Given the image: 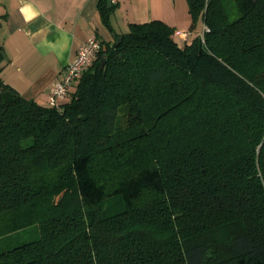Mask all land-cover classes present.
I'll return each mask as SVG.
<instances>
[{
    "label": "trees",
    "instance_id": "1",
    "mask_svg": "<svg viewBox=\"0 0 264 264\" xmlns=\"http://www.w3.org/2000/svg\"><path fill=\"white\" fill-rule=\"evenodd\" d=\"M234 2L100 39L57 106L0 77V236L39 232L0 264H264V0Z\"/></svg>",
    "mask_w": 264,
    "mask_h": 264
},
{
    "label": "crops",
    "instance_id": "2",
    "mask_svg": "<svg viewBox=\"0 0 264 264\" xmlns=\"http://www.w3.org/2000/svg\"><path fill=\"white\" fill-rule=\"evenodd\" d=\"M116 1L109 30L100 19L98 0H0L2 80L23 96L48 105L49 88L80 44L93 35L111 41L130 23L152 19L163 20L174 31H190L186 38L176 37L180 43L198 34L197 25L190 28L187 0Z\"/></svg>",
    "mask_w": 264,
    "mask_h": 264
},
{
    "label": "built area",
    "instance_id": "3",
    "mask_svg": "<svg viewBox=\"0 0 264 264\" xmlns=\"http://www.w3.org/2000/svg\"><path fill=\"white\" fill-rule=\"evenodd\" d=\"M110 2L116 3L117 1L110 0ZM205 30L206 27L203 25V32L199 34L201 37H203ZM189 33L190 31H174V35L177 38H186ZM100 48L101 41L97 35L89 37L80 44L73 60L64 67L61 77L49 88L48 105L57 106L65 98L72 83L77 80L82 72L92 63Z\"/></svg>",
    "mask_w": 264,
    "mask_h": 264
},
{
    "label": "rangeland",
    "instance_id": "4",
    "mask_svg": "<svg viewBox=\"0 0 264 264\" xmlns=\"http://www.w3.org/2000/svg\"><path fill=\"white\" fill-rule=\"evenodd\" d=\"M227 7L231 14L230 17L233 18L236 15L234 0H227ZM119 30L120 29H117L118 32H120ZM127 30L128 29H125V31L123 32H126ZM196 32L198 34H201L203 32V22L201 20V17L199 18V21L197 23ZM38 235V223L31 222L27 226L12 232L7 236H0V249L3 245L13 247L15 245H19L30 240H34L38 237Z\"/></svg>",
    "mask_w": 264,
    "mask_h": 264
},
{
    "label": "water",
    "instance_id": "5",
    "mask_svg": "<svg viewBox=\"0 0 264 264\" xmlns=\"http://www.w3.org/2000/svg\"><path fill=\"white\" fill-rule=\"evenodd\" d=\"M121 41V37H117L116 43L118 44ZM103 67V62L100 64V68Z\"/></svg>",
    "mask_w": 264,
    "mask_h": 264
}]
</instances>
